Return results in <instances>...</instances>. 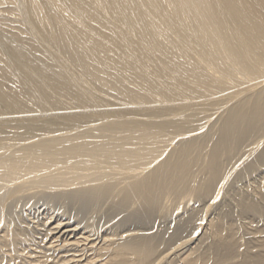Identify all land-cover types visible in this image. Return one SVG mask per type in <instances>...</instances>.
<instances>
[{
  "label": "bare ground",
  "instance_id": "obj_1",
  "mask_svg": "<svg viewBox=\"0 0 264 264\" xmlns=\"http://www.w3.org/2000/svg\"><path fill=\"white\" fill-rule=\"evenodd\" d=\"M0 264H264V0H0Z\"/></svg>",
  "mask_w": 264,
  "mask_h": 264
}]
</instances>
